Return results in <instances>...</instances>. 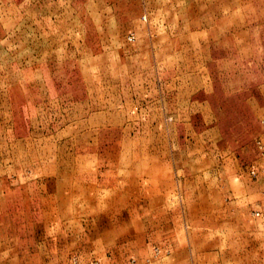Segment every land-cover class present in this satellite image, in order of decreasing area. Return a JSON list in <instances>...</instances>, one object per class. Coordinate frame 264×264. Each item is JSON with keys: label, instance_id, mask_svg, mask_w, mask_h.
Listing matches in <instances>:
<instances>
[{"label": "rangeland", "instance_id": "1", "mask_svg": "<svg viewBox=\"0 0 264 264\" xmlns=\"http://www.w3.org/2000/svg\"><path fill=\"white\" fill-rule=\"evenodd\" d=\"M93 262L264 264V0H0V264Z\"/></svg>", "mask_w": 264, "mask_h": 264}, {"label": "built area", "instance_id": "2", "mask_svg": "<svg viewBox=\"0 0 264 264\" xmlns=\"http://www.w3.org/2000/svg\"><path fill=\"white\" fill-rule=\"evenodd\" d=\"M260 144V142H258ZM263 146L260 144V148H262ZM251 174H255L256 173V170L255 168L252 166L251 170H250ZM90 264H98L97 262H93V263H90Z\"/></svg>", "mask_w": 264, "mask_h": 264}]
</instances>
